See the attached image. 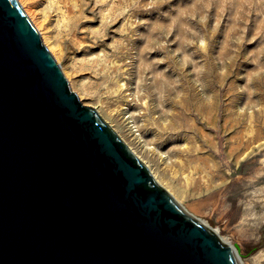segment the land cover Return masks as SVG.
Here are the masks:
<instances>
[{
  "label": "rangeland",
  "instance_id": "rangeland-1",
  "mask_svg": "<svg viewBox=\"0 0 264 264\" xmlns=\"http://www.w3.org/2000/svg\"><path fill=\"white\" fill-rule=\"evenodd\" d=\"M19 2L80 100L242 264H264V0Z\"/></svg>",
  "mask_w": 264,
  "mask_h": 264
},
{
  "label": "water",
  "instance_id": "water-1",
  "mask_svg": "<svg viewBox=\"0 0 264 264\" xmlns=\"http://www.w3.org/2000/svg\"><path fill=\"white\" fill-rule=\"evenodd\" d=\"M0 264H242L84 104L0 0Z\"/></svg>",
  "mask_w": 264,
  "mask_h": 264
},
{
  "label": "bare ground",
  "instance_id": "bare-ground-1",
  "mask_svg": "<svg viewBox=\"0 0 264 264\" xmlns=\"http://www.w3.org/2000/svg\"><path fill=\"white\" fill-rule=\"evenodd\" d=\"M60 1H65V4H66V6H67V9L69 10V12L72 10L71 8H69L70 7V5L68 4L69 3V1L70 0H60ZM69 6V7H68ZM84 9H86V11H87V8L86 7H83V8H81V9H79L78 11L79 12H76V13H78L77 15V17H75L74 19H73V23H72V30L73 31H79L80 30V26H82L85 22H87V15H83V10ZM74 10V9H73ZM100 109V108H99ZM98 112H99V114L109 123V121L103 116V114H101V112L98 110ZM113 128H114V130H116L117 131V133L122 137V139L124 140V138H123V135H121V133L119 132V130H117L111 123H109ZM126 139V138H125ZM125 141V140H124ZM126 142V141H125ZM127 143V142H126ZM128 144V143H127ZM128 146L131 148V150L139 157V159L141 160V161H143L145 164H146V166L149 168V170H150V172L152 173V175L154 176V178L157 180V182L160 184V185H162L165 189H167L175 198H176V200L179 202V203H181L180 202V200L177 198V196H176V194H174L168 187H166L165 186V184L157 177V175L155 174V172L151 169V167L149 166V164L147 163V161L146 160H144V158L143 157H141V155H139L138 153H137V151H135V149H133V147H131L129 144H128ZM200 219V218H199ZM201 220V219H200ZM202 222H204L206 225H208L210 228H212L220 237H221V239L223 240V241H225V242H227V243H229L232 247H233V249L236 251V253H237V255H238V252H237V250L235 249V247L233 246V244H232V242L229 240V239H227V237H225V236H223V235H221L220 234V232L218 231V229L217 228H215V227H213L208 221H206V220H201ZM238 257H239V255H238Z\"/></svg>",
  "mask_w": 264,
  "mask_h": 264
}]
</instances>
